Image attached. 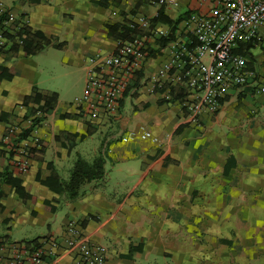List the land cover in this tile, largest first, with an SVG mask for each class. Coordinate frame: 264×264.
<instances>
[{"label": "crops", "instance_id": "1", "mask_svg": "<svg viewBox=\"0 0 264 264\" xmlns=\"http://www.w3.org/2000/svg\"><path fill=\"white\" fill-rule=\"evenodd\" d=\"M99 1L0 0L13 16V23H27L51 40L32 56H23L21 50L0 54V66H12L14 71L10 80L0 81V116L6 114L0 119V150L4 152H0V172L8 164L34 197L32 203L24 202L14 195L9 184L0 182V236L13 240L14 233L22 230L25 235L20 240L47 235L61 238L72 223L89 241L106 247L105 264H148L152 260L166 262L167 258L189 264L197 251L190 240L183 238L181 221L186 224L188 219H182L181 206L192 219L196 214L192 202L213 196L217 183L230 181V171L239 164L251 165L254 170L264 165V113L259 114L264 111V97L248 102L264 93H257L253 85L233 90L223 99L218 112L206 113L198 123H189L180 105L183 95L167 97L147 80L158 65L157 56L152 58L154 62L147 60L138 84L124 97L116 114L94 116L78 110L75 100L84 90L87 58L112 53L119 41L103 33L105 25L139 24L157 13L149 10V3L157 4L156 0ZM156 27L169 30L162 23ZM50 49L59 51L61 58L51 59L47 79L42 77L38 64L40 58L49 56ZM251 52L253 62L248 66L264 82V39ZM58 72H65V82L57 77ZM70 75L78 76L77 87L68 84ZM32 88L56 92L57 101L53 111L21 143L34 150L27 171L20 173L13 165L15 156H8L10 146L4 134L14 124L18 127L15 134L30 125V119H22L25 108L21 104ZM177 89L184 93L182 86ZM234 99L244 102L245 107L227 112L226 103ZM142 128L151 131L158 143L138 136L128 142L121 140L122 133ZM63 133L85 137L76 143L63 136L57 140L56 136ZM41 142L45 143L42 152ZM99 155L103 158L102 177L83 183L74 199L42 183L51 170L61 181H68L78 157L91 162ZM229 161L233 166L224 174ZM47 200L55 211L45 206ZM42 264L76 261L72 253L62 249L55 259Z\"/></svg>", "mask_w": 264, "mask_h": 264}, {"label": "built area", "instance_id": "2", "mask_svg": "<svg viewBox=\"0 0 264 264\" xmlns=\"http://www.w3.org/2000/svg\"><path fill=\"white\" fill-rule=\"evenodd\" d=\"M164 2L172 3L157 0L159 5ZM4 15L7 17L2 23L9 26L13 16L0 3V17ZM147 22L142 19L139 24ZM167 33L155 27L148 34L119 40L112 53L88 57L83 94L75 100L77 109L94 116L116 114L131 80L145 70L149 57L144 43ZM173 35L147 80L167 97L171 96L172 86H182L185 95L180 105L187 122L198 123L204 114L216 113L221 101L233 90L253 85L257 93H264L263 80L248 66V57L239 51L244 44L252 48L264 39V0H213L206 13L190 11ZM4 41L0 31V46ZM17 128V124L9 127L5 136L9 146ZM136 136L158 143V138L144 128L126 132L121 140L128 142ZM21 143L15 148L13 165L24 173L29 155ZM62 249L73 254L76 264H105L107 257L104 245L89 241L80 227L70 223L61 238L47 235L35 240H11L0 236V264H42L47 258L55 259Z\"/></svg>", "mask_w": 264, "mask_h": 264}, {"label": "rangeland", "instance_id": "3", "mask_svg": "<svg viewBox=\"0 0 264 264\" xmlns=\"http://www.w3.org/2000/svg\"><path fill=\"white\" fill-rule=\"evenodd\" d=\"M166 1L172 2L163 4L174 18L179 16L184 18L190 11L206 13L213 6V0ZM158 7L159 4L149 3V10L152 12ZM58 52L50 49L49 56L40 58L38 65L42 70V77L49 78L47 73H50L48 68H50L51 59L61 58ZM154 61L155 59H148V62ZM55 72L56 70L53 74ZM57 74V77L62 78L61 82L66 81L65 72ZM77 79L78 76L75 78L70 75L68 84L77 87ZM263 97L264 94H257L248 102L252 104V101H261ZM244 107V102L238 103L234 99L226 103L225 109L231 113ZM263 109L264 107L261 108ZM244 111L245 116L248 117V110ZM262 113L264 111H259V114ZM125 133H122V136ZM259 167L254 170L251 165L239 164L236 170L230 171L232 177L230 181L226 180L225 184L217 183L215 186L217 192H213L214 195L210 194L213 196L202 202H192L193 214H197H194L192 219L187 217V213L181 206L182 219H188L186 224L181 221V230L185 232L183 238L190 240L192 247L197 251L189 264H264V165ZM226 200L229 202L226 203ZM24 235V231L18 230L14 233L13 240H20V237ZM148 264L178 263L177 260L167 258L166 262L152 260Z\"/></svg>", "mask_w": 264, "mask_h": 264}, {"label": "trees", "instance_id": "4", "mask_svg": "<svg viewBox=\"0 0 264 264\" xmlns=\"http://www.w3.org/2000/svg\"><path fill=\"white\" fill-rule=\"evenodd\" d=\"M99 2L105 4L106 0H100ZM164 8V4L159 5L156 15L147 20V25L121 22L107 23L102 31L108 37H113L115 39L125 41L131 40L132 38L137 36L148 34L149 31L154 29L159 23L166 24L167 26H169V30L166 35L157 37L153 41L149 40L144 43L143 49L146 52V56L149 58H155L162 53V49H164L169 41L174 37V30L182 19L181 16L174 19L171 18L165 12ZM188 13L189 12H187V14ZM6 17V15L0 17V31L5 39L4 43L0 46V54H15L19 50H21L23 56L28 57L38 53L50 44L51 40L42 31L33 29L27 23H11L9 26H5L2 22L6 19ZM250 46V44H244L243 46H241L242 49H240L239 51L248 57V65L251 66L253 62V56ZM13 74L14 71L12 66H0V81L3 79L10 80L13 77ZM140 77L141 73L136 74L133 84L128 86L127 90L124 93V97L128 95L134 85L138 84L137 81L140 79ZM177 87L178 86H172L170 88V93L173 98L185 95V93H182L183 90H178ZM56 101V92H43L37 88H32L31 92L24 97L21 104L25 108L22 119H30V125L26 128H22L17 134L13 135L8 155L10 158L15 155V148L24 139L28 138L32 129L38 126L44 120L46 115L50 114L53 111ZM122 102L123 100L121 101V105ZM5 116L6 114L2 113L0 119H4ZM89 132L90 130L87 133ZM8 133L9 127L6 128L4 136H6ZM62 136L64 137V139L70 141L71 143L81 141L85 137V135L83 134L78 135L63 133L56 136L57 140H59ZM40 144L41 145L39 151L42 152L44 150L45 143L41 142ZM27 150L30 157L31 152L34 149L29 148ZM0 152L4 155V152L2 150H0ZM232 166L233 162L229 161L226 164L223 173L227 174ZM102 175L103 158L100 155L95 157L91 162H87L78 157L75 161L68 181H61L58 175L53 170H51L49 176L42 180V183L48 186L54 192H64L67 194V197L69 199H74L79 195V191L83 183L93 179H98L102 177ZM0 182L9 184L14 189V195L22 201H31L32 203V201L34 200V197L30 193L29 189L22 185V179L13 175V169L8 164L5 165L3 170L0 172ZM1 196H3V191L0 188V197ZM55 201H57V199H55ZM45 206L48 209L50 208L51 211L56 210L55 206L48 200L45 201ZM35 239L37 238H34L33 240ZM46 260L49 259L47 258Z\"/></svg>", "mask_w": 264, "mask_h": 264}]
</instances>
